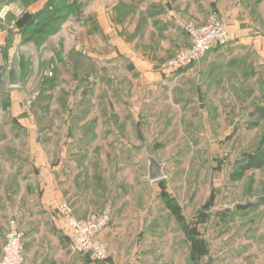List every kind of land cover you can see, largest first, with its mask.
Segmentation results:
<instances>
[{"label":"rangeland","instance_id":"rangeland-1","mask_svg":"<svg viewBox=\"0 0 264 264\" xmlns=\"http://www.w3.org/2000/svg\"><path fill=\"white\" fill-rule=\"evenodd\" d=\"M44 1L0 0V32L9 36L0 52L4 53L0 95L14 92L20 98L18 108L27 128L42 136L40 145L58 146L57 136L71 134L79 140L76 151L85 155L91 168L115 169L125 187L136 174L137 180L146 178L143 152L155 153L166 163L167 179L179 184L178 191L184 198L192 192L195 198L202 194V221L210 211L223 214V210H229L228 225H223L232 228L229 241L244 248H264V198L251 208H235L238 203L264 197V166L243 167L249 157L264 155V118L257 114L264 109V57L249 49L238 52L236 64L218 68L212 63L204 71H197L193 64L207 51L194 63L170 70L164 67L166 61L189 45L185 31L170 30L164 35L154 31L152 37L144 38L158 44L168 35L169 45L162 46L143 44L139 30L138 45L132 46L128 29H107L105 33L97 29V0H46L50 1L46 7ZM211 12L202 24H186L205 25ZM29 18L30 23H26ZM70 22L73 27L66 26ZM83 22H89L87 34L82 32ZM41 25L49 29L37 35L39 43L20 53V87L8 88L5 55L31 41ZM13 30H17L19 43L13 41ZM65 30L74 34V42L81 43L82 36L87 40L89 59L83 55L81 44L66 38ZM115 33L125 37L124 44L113 40ZM114 56L117 60L113 62L110 58ZM210 76L217 83H205ZM8 114L7 107L0 106V120ZM103 132L121 141H110L104 147L98 141L85 140L86 135L96 137ZM119 148L122 155L116 152ZM137 196L144 199L145 190H137ZM111 205L106 203L77 216L66 200L58 204L76 220L97 217L104 206L110 207L112 216ZM59 216L58 228L69 249V235L62 229L60 212ZM95 237L99 240L97 234Z\"/></svg>","mask_w":264,"mask_h":264},{"label":"crops","instance_id":"crops-1","mask_svg":"<svg viewBox=\"0 0 264 264\" xmlns=\"http://www.w3.org/2000/svg\"><path fill=\"white\" fill-rule=\"evenodd\" d=\"M95 11L97 29L103 33L107 29H128L132 46L138 45L139 30L144 41L152 37L154 31L162 35L170 30L184 31L188 21L202 24L209 13L215 11L225 26L228 39L225 45L212 48L193 64L197 71H204L212 63L218 68L236 64L238 52L249 49H255L264 57V0H97ZM82 24V32L87 34L89 22ZM70 25L73 27L71 22L66 24ZM12 32L13 41L19 43L17 30ZM64 34L68 40L72 38L73 44H81L83 55L90 58L85 50L89 44L83 36L79 43L78 40L74 42L73 33L65 30ZM37 35L35 33L21 49L15 45L17 47L5 55L8 88L20 87V53L39 43ZM124 38L115 33L113 40L124 44ZM8 39L7 34L0 32V52ZM148 43L157 44L148 40L143 44ZM157 45H169L168 35L161 37ZM75 49L77 51L79 46ZM3 56L4 53H0V65ZM12 60L20 72L15 86L8 80ZM110 60L114 62L117 57ZM88 74L89 70L86 76ZM212 79L210 76L205 83H217ZM3 99H6L5 104ZM19 99L14 92L0 95V106L4 105L9 112L0 120V252L8 221L15 219L25 234L22 264H264V248H244L241 243L229 241L232 228L223 225H228L226 214L231 211L225 209L223 214L210 211L209 217L202 221V194L195 198L192 192L188 199L184 198L183 192L178 191L179 184L167 179L166 163L155 153L143 152L144 156L154 155L163 164L162 178L151 181L146 176L137 180L136 174L126 187L121 186V177L112 167L110 170L106 166H89L85 155L76 151L79 140L71 134L56 135L60 137L59 145L49 144L43 148L39 143L42 136L26 126L18 108ZM85 138L98 141L104 147L110 141H121L120 137L107 132L98 133L96 137L89 134ZM116 152L122 155L120 148ZM139 189L145 190L144 199L138 198ZM191 197L193 203H190ZM63 200L77 216H84L106 203L112 204L111 221L98 234L107 250L105 261L69 251L66 238L58 228L57 207ZM225 241L227 245H222Z\"/></svg>","mask_w":264,"mask_h":264},{"label":"built area","instance_id":"built-area-1","mask_svg":"<svg viewBox=\"0 0 264 264\" xmlns=\"http://www.w3.org/2000/svg\"><path fill=\"white\" fill-rule=\"evenodd\" d=\"M189 45L179 51L176 56L166 61L165 68L176 70L181 66L194 63L203 53L227 41V31L219 19L218 14L212 11L208 22L202 26L192 23L184 25ZM62 214V229L68 232L70 252L89 254L95 261L107 259V250L98 235L111 221L110 207L104 206L93 216L86 220H76L65 206H58ZM14 219H10L4 235V243L0 252V264H22L24 251V233L17 228Z\"/></svg>","mask_w":264,"mask_h":264},{"label":"water","instance_id":"water-1","mask_svg":"<svg viewBox=\"0 0 264 264\" xmlns=\"http://www.w3.org/2000/svg\"><path fill=\"white\" fill-rule=\"evenodd\" d=\"M19 69L17 67V64L14 60L10 62V67H9V73H8V80L9 84L11 86H15L19 82ZM147 160H148V174H147V179L148 180H157L160 179L164 176L163 172V164L160 163L154 155L150 154H145ZM264 197L261 196L258 198L259 201H261ZM257 202V201H256ZM255 201L253 202H246V203H238L235 205V208L238 210H245L248 208L253 207L256 204Z\"/></svg>","mask_w":264,"mask_h":264},{"label":"trees","instance_id":"trees-1","mask_svg":"<svg viewBox=\"0 0 264 264\" xmlns=\"http://www.w3.org/2000/svg\"><path fill=\"white\" fill-rule=\"evenodd\" d=\"M49 2L50 1H47L46 2V4H45V7L49 4ZM33 17V16H32ZM34 17H35V15H34ZM28 22H26V23H30V21H31V18H29V20H27ZM49 28H47L46 27V25H41L38 29H37V34H38V36L39 35H42V34H44L45 32H47V30H48ZM36 41L37 42H39V39L38 38H36ZM258 112H257V114H259L262 118H264V109H261V110H257ZM262 166H264V155H260V156H252V157H249L247 160H246V162H245V164H244V168L246 169V168H253V167H256V168H259V167H262ZM259 203V200H257V202H256V204H258ZM255 204V205H256ZM254 205V206H255Z\"/></svg>","mask_w":264,"mask_h":264}]
</instances>
